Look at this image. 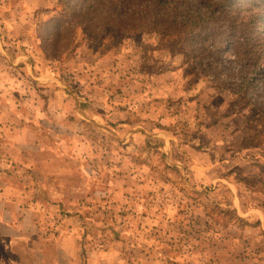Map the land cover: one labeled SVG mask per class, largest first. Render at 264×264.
<instances>
[{
	"label": "rangeland",
	"instance_id": "374dc122",
	"mask_svg": "<svg viewBox=\"0 0 264 264\" xmlns=\"http://www.w3.org/2000/svg\"><path fill=\"white\" fill-rule=\"evenodd\" d=\"M62 10L58 0H0L3 29L16 38L11 46L38 69L30 78L40 102L29 94L11 111L44 113L40 126L27 127L64 150L60 164L16 168L30 192L42 183L37 195L46 229L75 234L79 264H197L208 239L234 230L245 235L253 257L264 259L257 218L264 211V129L245 104L248 97L263 103L264 87L250 89L244 100L234 96L229 75L240 66L233 47L223 49L225 64L210 58L204 77L193 70L189 45L172 52L170 38L154 31L104 51L79 28L53 56L44 32ZM60 95L69 103L58 105ZM60 183H74L87 196H74L70 209L72 200H64L57 211Z\"/></svg>",
	"mask_w": 264,
	"mask_h": 264
},
{
	"label": "crops",
	"instance_id": "0c3cea01",
	"mask_svg": "<svg viewBox=\"0 0 264 264\" xmlns=\"http://www.w3.org/2000/svg\"><path fill=\"white\" fill-rule=\"evenodd\" d=\"M4 21L5 18L0 15V57L3 61L0 64V72L6 73L5 77L0 79V264H79L80 262L76 261L80 246L75 234L62 226L58 227L60 230H56L57 234L46 229L48 227L44 220V205L37 195L38 191H43L42 183L36 181L37 192H30V187L20 177L22 171L16 169L25 167L32 169L38 164L41 165L40 167L60 164L64 158V150L59 145L44 143L37 130L27 127L41 124L44 113L37 112L32 116L11 111L12 103L22 104L23 99L28 98L29 94H32L31 99L34 97L38 99V90L30 78L33 74L32 70L37 74L38 69L32 68L21 47H16L14 44L13 47L11 46L16 38L11 41V37L3 29V24L6 26ZM19 39H17L18 44L21 42ZM7 44L10 47H6ZM12 76L14 79H11ZM40 80L44 82L49 80L51 83H56V86L59 83L53 77L51 79L40 77ZM58 94L59 90H57ZM67 100L60 95L56 103L63 105ZM67 176L69 177L70 173ZM201 183L207 184L205 180H201ZM73 184L60 183L62 188L56 190L57 194H55L59 198L58 201L62 202L54 204L57 211L66 207L64 200L68 202L72 200L68 205L70 209V204H75L74 196L81 197L80 200L87 196L80 193L85 192V189L76 192ZM238 200L240 204V198ZM234 203L237 212L241 214L236 198ZM249 211L246 210L243 214H248ZM261 212L262 215H257V218L263 222L264 230V211ZM233 233L215 235L214 238L208 239V243L203 247L205 250L200 252L195 262L197 264H264V259L253 257L248 252L249 246L245 235L239 236V230L238 237ZM83 264H86L85 261Z\"/></svg>",
	"mask_w": 264,
	"mask_h": 264
},
{
	"label": "trees",
	"instance_id": "16d2710c",
	"mask_svg": "<svg viewBox=\"0 0 264 264\" xmlns=\"http://www.w3.org/2000/svg\"><path fill=\"white\" fill-rule=\"evenodd\" d=\"M58 3L62 13L47 22L44 32L45 44L50 47L46 50L53 56L70 42L79 28L85 36L98 41L104 51L114 49L121 40L154 31L170 38L172 52H187L189 45L193 70L198 77L206 76L214 61L227 63L221 56L223 49L233 47L240 67L229 75L228 84L235 86L234 96L240 100L247 98L250 89L264 87V68L259 66L264 58V0L247 3L244 0H58ZM220 35H224L223 43L213 46ZM104 38L111 44L104 45ZM217 79L227 85L226 81ZM245 104L253 108L255 120L264 129V101L255 102L248 97Z\"/></svg>",
	"mask_w": 264,
	"mask_h": 264
}]
</instances>
